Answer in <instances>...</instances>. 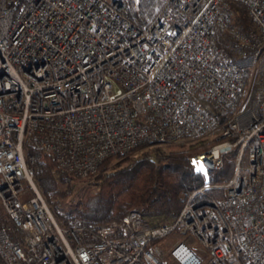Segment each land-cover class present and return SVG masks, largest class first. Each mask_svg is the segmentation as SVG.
<instances>
[{"label": "built area", "instance_id": "1", "mask_svg": "<svg viewBox=\"0 0 264 264\" xmlns=\"http://www.w3.org/2000/svg\"><path fill=\"white\" fill-rule=\"evenodd\" d=\"M130 1L0 0V264H264V0H161L141 27ZM211 133L223 140L194 165L221 168L233 151L230 178L182 191L157 223L136 210L100 227L57 221L24 152L86 179L113 155ZM211 187L222 196L204 200Z\"/></svg>", "mask_w": 264, "mask_h": 264}, {"label": "trees", "instance_id": "2", "mask_svg": "<svg viewBox=\"0 0 264 264\" xmlns=\"http://www.w3.org/2000/svg\"><path fill=\"white\" fill-rule=\"evenodd\" d=\"M161 7V0L130 1L126 17L131 24L141 27L152 22ZM234 10V21L243 28L248 27L243 9L236 6ZM214 41L223 54H228L230 39L225 32L215 30ZM253 92L254 84L250 88L251 97ZM238 102L239 99L236 105ZM221 128L218 126L216 130ZM222 140L188 141L187 145H173L167 149L154 146L141 150L144 147L140 146L108 157L85 179L88 185L66 211L60 209L73 188L72 177L58 167L51 155L28 146L24 147V152L31 157L35 168V185L57 221L68 226L100 227L117 221L131 210L141 212L154 223L173 219L182 206L179 196L182 191L228 180L233 170V151L222 154L221 168L204 174L196 169L192 160L193 156L206 152ZM220 196L222 190L211 187L205 191L204 200Z\"/></svg>", "mask_w": 264, "mask_h": 264}, {"label": "rangeland", "instance_id": "3", "mask_svg": "<svg viewBox=\"0 0 264 264\" xmlns=\"http://www.w3.org/2000/svg\"><path fill=\"white\" fill-rule=\"evenodd\" d=\"M253 84H251V82H250V84H249V86L247 85V88L245 89V92L243 93V96H245V95H249L250 94V89H249V87L251 88V86H252ZM215 137V133H211V134H209V135H207L206 137H204L202 140L203 141H208V140H210V139H212V138H214ZM187 141H185V142H179V143H172V144H168V145H163V146H157V147H160V148H162V149H167L168 147H170V146H173V145H180V144H182V145H187V143H186ZM142 147V146H141ZM144 148H142L141 150H146V149H150L151 147H154V146H150V147H147V146H143ZM140 151V150H139ZM71 181H72V183H73V188H72V190L70 191V193L67 195V199H66V201H65V205L60 209L61 211H66L69 207H71L72 206V204L75 202V200L77 199V198H79V196L83 193V190L86 188V186L88 185L87 184V180H85V179H76V178H71ZM21 185H22V188H23V190H24V192H23V194H22V196H20V200L21 201H23V200H25L27 197H28V194L26 193V190H27V184H26V182L25 181H22L21 182ZM174 235V234H173ZM173 235H170V236H168L167 238H165L166 240H169V239H171L172 237H173ZM164 239V240H165ZM163 241V240H162ZM161 241V242H162ZM161 246L162 247H165V245L162 243L161 244Z\"/></svg>", "mask_w": 264, "mask_h": 264}, {"label": "water", "instance_id": "4", "mask_svg": "<svg viewBox=\"0 0 264 264\" xmlns=\"http://www.w3.org/2000/svg\"><path fill=\"white\" fill-rule=\"evenodd\" d=\"M225 150H226V148L221 149V151H225Z\"/></svg>", "mask_w": 264, "mask_h": 264}]
</instances>
